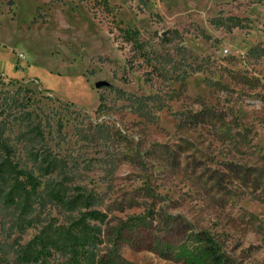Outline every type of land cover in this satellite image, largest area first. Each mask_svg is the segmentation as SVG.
I'll list each match as a JSON object with an SVG mask.
<instances>
[{
  "label": "rangeland",
  "instance_id": "374dc122",
  "mask_svg": "<svg viewBox=\"0 0 264 264\" xmlns=\"http://www.w3.org/2000/svg\"><path fill=\"white\" fill-rule=\"evenodd\" d=\"M0 142V264H69L21 257L84 210L57 183L105 213L96 256L184 264L152 244L206 231L225 264H264V0H0Z\"/></svg>",
  "mask_w": 264,
  "mask_h": 264
},
{
  "label": "trees",
  "instance_id": "16d2710c",
  "mask_svg": "<svg viewBox=\"0 0 264 264\" xmlns=\"http://www.w3.org/2000/svg\"><path fill=\"white\" fill-rule=\"evenodd\" d=\"M127 36H131L129 29L123 31ZM4 148L7 145L0 142ZM44 173L53 171L55 165L52 161L43 158ZM13 189L17 193L23 191L27 199H31L40 186L39 179L32 173L13 169L11 175ZM51 200L67 206L69 209L83 207L84 210L72 221L68 231L69 240L64 243H55L51 238L35 237L29 241L21 251V257L26 261H36L50 254V251L63 246H70L72 251L69 264H132L121 257L118 253L117 245L114 243L113 250L101 256L92 253L90 246L98 242L100 229L96 223H101L105 218V213L97 209L89 208L87 202L88 195L78 193L68 196L61 183L53 185L48 192ZM132 223H124L123 226H130ZM122 227V226H121ZM120 227V228H121ZM127 227V228H128ZM116 238L122 239L121 229H118ZM152 250L159 256L167 259L180 260L184 264H225V252L220 243L208 232L188 231L187 234L176 242L160 241L156 239L152 244Z\"/></svg>",
  "mask_w": 264,
  "mask_h": 264
},
{
  "label": "water",
  "instance_id": "95a60500",
  "mask_svg": "<svg viewBox=\"0 0 264 264\" xmlns=\"http://www.w3.org/2000/svg\"><path fill=\"white\" fill-rule=\"evenodd\" d=\"M105 84H106L105 81H96L94 85H95V87H101V86H103Z\"/></svg>",
  "mask_w": 264,
  "mask_h": 264
},
{
  "label": "built area",
  "instance_id": "2783aa9c",
  "mask_svg": "<svg viewBox=\"0 0 264 264\" xmlns=\"http://www.w3.org/2000/svg\"><path fill=\"white\" fill-rule=\"evenodd\" d=\"M20 56H23V55H20Z\"/></svg>",
  "mask_w": 264,
  "mask_h": 264
}]
</instances>
